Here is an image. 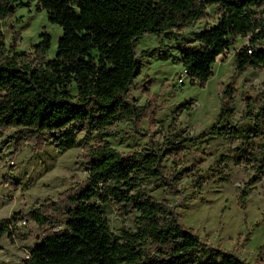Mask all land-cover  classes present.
<instances>
[{
  "label": "trees",
  "instance_id": "trees-1",
  "mask_svg": "<svg viewBox=\"0 0 264 264\" xmlns=\"http://www.w3.org/2000/svg\"><path fill=\"white\" fill-rule=\"evenodd\" d=\"M31 1L62 29V36L53 59L47 57L52 45L47 32L34 45V58L18 52L16 44L7 46L1 26L21 3L0 0V127L34 137L51 135L62 150L72 147L80 132H96L99 142L84 146L88 178L55 209L61 220L53 224L40 210L30 213L40 226L62 229L42 238L26 264H249L185 228L175 207L141 193L145 185L164 182L163 162L170 149L122 153L105 139V131L122 118L136 122L148 116L130 98L143 69L136 53L140 39L182 31L218 8L217 24L196 33L199 48H182L179 61L187 78L204 87L217 58L229 50V37L251 36L253 46L234 54L235 73L215 124L199 138L230 136L225 124L234 114L236 80L250 69L264 70V20L256 11L264 0ZM159 52L145 56L156 58ZM260 152L264 157V143ZM252 168L255 174L241 190L242 208L249 190L260 182L264 163ZM110 203L137 213L133 230L112 232L106 218ZM17 220H1L0 236L12 232Z\"/></svg>",
  "mask_w": 264,
  "mask_h": 264
},
{
  "label": "rangeland",
  "instance_id": "rangeland-1",
  "mask_svg": "<svg viewBox=\"0 0 264 264\" xmlns=\"http://www.w3.org/2000/svg\"><path fill=\"white\" fill-rule=\"evenodd\" d=\"M20 3L13 18L2 23L5 43L16 44L18 52L34 58V45L47 32L52 37L47 57L53 59L62 29L51 24L35 2ZM256 11L264 20V5ZM220 16L218 8H210L204 19L182 31L145 34L140 39L136 53L143 69L131 85L130 98L148 116L136 122L120 119L106 129L105 139L122 153L170 149L163 162L164 182L145 185L141 193L175 207L181 224L204 242L249 264H264V173L249 190L246 207L240 203L241 190L255 174L253 165L264 163L260 152L264 70L250 69L236 80L234 114L225 124L230 136L199 138L215 124L235 73L234 54L253 46L251 36L229 37L231 46L217 58L204 87L189 78L183 84L178 80L184 70L181 49L199 48L195 34L216 25ZM260 44L264 48V39ZM153 50H161L160 55L145 56ZM97 142L96 132H80L75 144L62 150L51 135L34 137L0 127V221L19 218L12 232L0 236V264H26L28 253L42 238L62 229V225L40 226L30 213L40 210L52 217L53 224L61 220L55 209L88 178L84 146ZM137 216L114 203L107 206L106 218L115 235L133 230Z\"/></svg>",
  "mask_w": 264,
  "mask_h": 264
},
{
  "label": "built area",
  "instance_id": "built-area-1",
  "mask_svg": "<svg viewBox=\"0 0 264 264\" xmlns=\"http://www.w3.org/2000/svg\"><path fill=\"white\" fill-rule=\"evenodd\" d=\"M187 78V71L184 69L183 73L181 74V76L179 77V83L183 84L185 82V79ZM30 258V253H28L27 259Z\"/></svg>",
  "mask_w": 264,
  "mask_h": 264
},
{
  "label": "water",
  "instance_id": "water-1",
  "mask_svg": "<svg viewBox=\"0 0 264 264\" xmlns=\"http://www.w3.org/2000/svg\"><path fill=\"white\" fill-rule=\"evenodd\" d=\"M168 33H166L165 35H167Z\"/></svg>",
  "mask_w": 264,
  "mask_h": 264
}]
</instances>
